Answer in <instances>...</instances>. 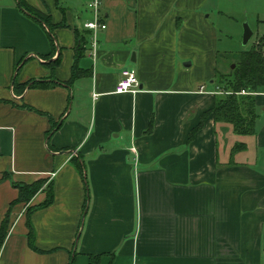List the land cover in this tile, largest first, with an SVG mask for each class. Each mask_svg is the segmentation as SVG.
<instances>
[{
    "label": "crops",
    "instance_id": "crops-1",
    "mask_svg": "<svg viewBox=\"0 0 264 264\" xmlns=\"http://www.w3.org/2000/svg\"><path fill=\"white\" fill-rule=\"evenodd\" d=\"M90 1L22 0L63 24L51 71L44 28L0 0V264H87L88 254H100L96 264H262L264 175L234 161L231 129L210 114L188 139L213 102L214 85L194 88L187 68L196 56L215 71L208 0H99L105 28L93 56L82 26ZM74 30L87 40L76 61L84 74L66 86ZM122 69L134 71L135 92H114ZM31 79L54 83L23 85ZM36 180L52 199L26 214L46 193L14 201L12 183Z\"/></svg>",
    "mask_w": 264,
    "mask_h": 264
},
{
    "label": "trees",
    "instance_id": "trees-1",
    "mask_svg": "<svg viewBox=\"0 0 264 264\" xmlns=\"http://www.w3.org/2000/svg\"><path fill=\"white\" fill-rule=\"evenodd\" d=\"M17 6L29 17L34 19L40 24L47 35L50 52L42 57L45 58L44 65H46L51 71L53 67L58 64L59 52L53 59H50V55L56 50L53 29L63 24H52L48 14L38 12L27 7L22 0H16ZM76 46L74 48L73 62L71 67V73L69 79L63 84L69 86L72 80L83 75L84 73L78 68L76 61L81 57L87 40L84 38L77 37V31H75ZM264 38H260L250 48L237 52L233 57L235 58L234 67L229 72L217 73V80L214 84L213 102L211 107L200 116L198 124L190 130L188 139L192 137L193 132L198 129L202 123L204 116L210 114L212 120L216 124L229 125L231 132L240 136H253L255 135V119L257 117L255 113V98L252 95L253 92L264 91ZM54 81L43 82L39 80H28L25 84L30 87H45L53 84ZM244 90L247 93L240 94L239 91ZM56 122H51L50 128L46 131V137L51 133L57 126ZM244 142H234L230 148L229 155L232 156L234 153L244 150ZM71 163L78 171L85 183L84 166L80 158H71ZM44 180H36L30 184H15L12 183L17 189V196L14 201L28 202L29 199L39 190L41 183ZM87 197V196H86ZM52 192L50 183H48V189L46 190L45 199L36 206H29L26 208V214L30 210L45 206L51 202ZM6 219L1 221L0 227V246L5 235ZM27 227V241L28 245L33 248L32 245V228L28 222ZM73 255V254H72ZM100 254H88L87 264H96ZM72 263V256L70 257L67 264Z\"/></svg>",
    "mask_w": 264,
    "mask_h": 264
},
{
    "label": "rangeland",
    "instance_id": "rangeland-1",
    "mask_svg": "<svg viewBox=\"0 0 264 264\" xmlns=\"http://www.w3.org/2000/svg\"><path fill=\"white\" fill-rule=\"evenodd\" d=\"M207 9V11H210L208 19L217 31L215 45L217 54L213 66L215 71H212L214 73L212 75L211 71L207 74V64L201 63L198 57L194 56L192 62H190L191 67L188 66L187 68L190 69L188 75L194 79L192 86L196 89L199 85L203 87L214 85L218 72L225 73L233 69L234 62H236L233 56L237 52L250 48L260 38H264V0H208ZM243 22H246L251 30V36L245 44L241 43ZM186 60L189 61V59ZM188 61L187 63L184 62L185 65H188ZM202 73L204 78H199ZM252 95L254 98L256 97L255 135L240 136L230 132L231 134L227 135V141L225 138V142L228 147L236 141L244 142L245 149L238 152V154L236 153L233 157L234 161L252 166L258 173L264 175V91L253 92ZM228 129H230L229 125ZM223 147L224 138L220 134L218 148L221 154H223L221 152ZM47 189L48 182L41 183L39 190L46 193ZM259 209L260 211L263 210L264 205H260ZM258 229L264 230V221L263 224L258 225ZM259 247L264 250V239L262 237L259 240ZM261 257L262 264H264V255Z\"/></svg>",
    "mask_w": 264,
    "mask_h": 264
},
{
    "label": "built area",
    "instance_id": "built-area-1",
    "mask_svg": "<svg viewBox=\"0 0 264 264\" xmlns=\"http://www.w3.org/2000/svg\"><path fill=\"white\" fill-rule=\"evenodd\" d=\"M86 7L91 12V19L83 22L82 26L90 32L88 37V46L91 51V56L94 55V48L96 44V32L105 28V23L100 13V1L92 0L86 4ZM120 79L116 82L114 92H135L137 90L138 82L136 80L134 71L132 69H122ZM240 94L247 93L244 90L239 91ZM93 96L95 94H92Z\"/></svg>",
    "mask_w": 264,
    "mask_h": 264
},
{
    "label": "water",
    "instance_id": "water-1",
    "mask_svg": "<svg viewBox=\"0 0 264 264\" xmlns=\"http://www.w3.org/2000/svg\"><path fill=\"white\" fill-rule=\"evenodd\" d=\"M250 36H251V30H250L249 26L247 25V23L243 22L242 32H241V43L245 44L248 41V39L250 38ZM232 66L233 65L231 64V67Z\"/></svg>",
    "mask_w": 264,
    "mask_h": 264
}]
</instances>
